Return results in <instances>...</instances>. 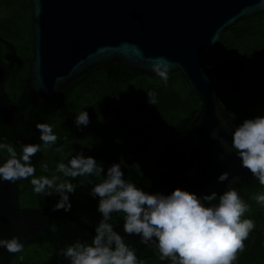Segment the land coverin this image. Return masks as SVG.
<instances>
[{"label": "water", "instance_id": "1", "mask_svg": "<svg viewBox=\"0 0 264 264\" xmlns=\"http://www.w3.org/2000/svg\"><path fill=\"white\" fill-rule=\"evenodd\" d=\"M33 60L27 114L7 100L3 84L7 68L0 47V125L15 131L38 106L97 67L122 68L158 77L152 64L171 62L168 73L179 72L199 98L201 109L191 123L186 143L177 148L174 163L158 182L165 195L176 188L198 195L253 181L231 149L232 125L220 103L221 68L208 67L206 58L221 43L224 32L238 21L264 13V0H31ZM221 157H223L221 159ZM160 158V157H159ZM158 158V159H159ZM158 161V160H157ZM228 179L218 182L220 174ZM21 210L16 182L0 180V238L21 237L34 242L40 232L58 241L48 223ZM123 221V220H122ZM123 234V233H122ZM138 243L142 252L146 248ZM4 264L10 253L0 248Z\"/></svg>", "mask_w": 264, "mask_h": 264}, {"label": "rangeland", "instance_id": "2", "mask_svg": "<svg viewBox=\"0 0 264 264\" xmlns=\"http://www.w3.org/2000/svg\"><path fill=\"white\" fill-rule=\"evenodd\" d=\"M30 4L31 0H0L1 60L15 63L3 84L11 101L19 98L30 77L34 42ZM219 61L245 64L244 73L235 81L243 92L239 94L236 88H231L233 82L228 83L224 94H220L222 107L234 116L237 125L244 119L264 115V13L242 19L224 32L221 43L206 58V64L213 67ZM168 76L167 83L160 77L140 75L117 84L110 82L105 72L99 70L78 87L73 97L50 120L58 139L51 148H41L45 155L43 162L48 164V169H42L40 163L36 166L35 175L49 178L56 175L77 185L76 192L70 196V212L92 227L101 216L96 211L98 201L89 195L92 185L88 178H65L63 173L56 171V165L67 163L73 155L83 152L98 162L103 161L105 168L113 162L120 163L125 178L137 184L155 168L158 158L165 152L169 130L178 123L175 119L197 116L200 112V100L181 73L173 72ZM149 92L155 94L157 103L149 104L146 95ZM160 96L166 98L167 112L160 113ZM82 110L87 111L90 123L78 128L74 123L75 116ZM143 132L147 134L145 153L141 152L139 144ZM14 147L19 155L20 149ZM56 147H61L62 151H55ZM0 155L2 163L7 153L0 152ZM30 180L31 177L18 180L21 210L45 209L56 203L57 196L35 194ZM246 203L249 211L242 219L253 220L255 228L244 241L245 248L237 253L234 264H264V206L258 204L254 197ZM122 217V213H113V227L122 222ZM52 253L53 248L48 242L30 244L14 257L12 264H48ZM142 262L161 264L154 257Z\"/></svg>", "mask_w": 264, "mask_h": 264}, {"label": "clouds", "instance_id": "3", "mask_svg": "<svg viewBox=\"0 0 264 264\" xmlns=\"http://www.w3.org/2000/svg\"><path fill=\"white\" fill-rule=\"evenodd\" d=\"M170 66L171 62L160 58L151 67L167 83ZM146 95L149 104L157 103L154 93ZM74 123L78 128L86 127L90 123L87 111H80ZM35 127L42 144L23 143L19 155L13 144L0 137V152L7 153L0 163V180L15 183L31 177L35 194L58 197L52 211L70 212V196L76 192L77 185L56 175L51 178L35 175L32 157L42 147L51 148L58 139L50 124L37 123ZM231 149L235 150L241 167L250 170L264 187V115L244 119L235 126ZM54 150L60 152L62 148ZM40 166L48 169L46 162H41ZM56 171L65 178H88L92 185L89 195L98 201L96 211L101 216L90 243L78 239L58 250L57 255L69 264H143L136 251L125 242L131 236L138 237L141 245L151 247L160 261L167 260L170 264H234L237 253L244 250V241L255 228L253 220L242 219L249 205L235 188L222 194L213 191L202 195L181 188L167 195L149 192L126 179L120 163L113 162L105 168L103 161L98 162L83 152L73 155L67 163H58ZM228 176L229 173L224 172L217 180L224 182ZM254 199L264 206V193L256 194ZM113 213L123 214V234L114 230ZM21 240L18 236L0 238V248L7 253L22 252Z\"/></svg>", "mask_w": 264, "mask_h": 264}, {"label": "trees", "instance_id": "4", "mask_svg": "<svg viewBox=\"0 0 264 264\" xmlns=\"http://www.w3.org/2000/svg\"><path fill=\"white\" fill-rule=\"evenodd\" d=\"M31 9H32V2H31ZM33 13V10H32ZM32 25H33V17H32ZM217 48V47H216ZM215 48V49H216ZM214 49V50H215ZM4 63V62H3ZM14 62L4 63L5 67L7 68V76L6 79L11 75ZM221 68V76L218 77V84H219V96L220 94H224V87L228 83H232L231 88H236L238 93L241 94L242 89L238 87V84L235 82L236 79L244 73L245 64L242 62H233V61H219L218 63L213 66V68ZM102 70L105 72L107 79L112 83L121 84L127 82L129 80L135 79L140 75L150 76L145 72L140 71H129L122 68H113V67H97L94 70L88 72L80 79L74 81L66 88H64L59 96L49 102L43 103L42 105L38 106L30 115H28L24 120L20 121L17 125V136L23 138L26 143H36L42 144V141L39 140V132L36 129L35 125L37 123H48L52 118H54L58 111L61 109L62 106L65 105L75 94L78 87L89 78H91L97 71ZM156 78L154 76H151ZM30 78V77H29ZM28 82L26 86L16 101H11L8 95L5 93L7 100L12 104L13 108L17 110L21 114H27L28 111L31 109L32 106V99L31 95L28 90ZM5 92V91H4ZM159 102V109L160 113L167 112L169 110V105H166V98L164 96H160ZM201 109V108H200ZM228 114V117L235 127L237 123L234 119V116L228 110H225ZM177 118V117H176ZM196 118L195 115L183 118L181 120H176L178 123L173 126L169 130L168 140H167V147L165 152L162 156L158 159L155 168L146 174L141 180L138 181L137 185L139 187L144 188V190L149 192H158V182L161 179L163 173L171 167L174 163L177 153V148L184 145L188 139L189 131L191 123ZM141 134V139L139 141L141 152L145 153L147 148V141H146V132ZM146 134V135H145ZM145 135V136H143ZM0 137L6 138L8 143L14 144L19 149L21 148V144L17 143L15 138V131L3 127L0 125ZM144 142H143V141ZM129 142V140H128ZM1 158V155H0ZM45 159V155L42 151H39L34 157H32V163L37 166ZM129 160H132L131 158ZM124 163H126L124 161ZM131 163V162H127ZM17 185V203L19 198V186L18 180L16 181ZM241 198L247 202L250 201L256 194L264 191V187L259 184L258 180L247 181L241 183L235 188ZM54 205V204H53ZM53 205L49 206L45 209H38V210H28L26 212L31 213L36 219L41 221H46L51 232L55 235L56 238L59 239L58 242L46 237L42 232H40V237L34 242H28L27 240H21L24 244V248H26L30 244H43L48 242L51 244L53 248V253L49 259L48 264H69L67 260H65L62 256L57 255V252L60 248L74 243L76 240H81L82 242H91V236L94 233V227L86 223L84 220L79 218L78 216L72 214L71 212L65 213L62 209L59 211H52ZM123 221L116 227L114 230L123 233ZM258 235H260V230L257 231ZM260 236H258L257 240ZM129 247L133 248L138 258L141 261H144L148 257H154L158 259V254L154 252L152 248H146L142 252H138L140 245L138 243H134L133 241L126 239L125 241ZM258 243V242H257ZM20 253V252H19ZM19 253H10L8 258L5 260L4 264H12V260L15 256ZM3 259V255L0 254V261ZM159 260V259H158ZM161 264H170V261H160Z\"/></svg>", "mask_w": 264, "mask_h": 264}, {"label": "flooded vegetation", "instance_id": "5", "mask_svg": "<svg viewBox=\"0 0 264 264\" xmlns=\"http://www.w3.org/2000/svg\"><path fill=\"white\" fill-rule=\"evenodd\" d=\"M43 233V232H42ZM44 234V233H43ZM57 240L59 241V239L57 238ZM58 241H56V242H58Z\"/></svg>", "mask_w": 264, "mask_h": 264}]
</instances>
